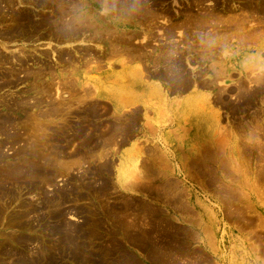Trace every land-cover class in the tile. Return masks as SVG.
<instances>
[{"label": "rangeland", "instance_id": "374dc122", "mask_svg": "<svg viewBox=\"0 0 264 264\" xmlns=\"http://www.w3.org/2000/svg\"><path fill=\"white\" fill-rule=\"evenodd\" d=\"M103 4L0 0V264H264V0ZM126 62L196 114L116 115L96 95L149 101L129 72L96 88ZM131 141L120 177L147 187H119Z\"/></svg>", "mask_w": 264, "mask_h": 264}, {"label": "crops", "instance_id": "0c3cea01", "mask_svg": "<svg viewBox=\"0 0 264 264\" xmlns=\"http://www.w3.org/2000/svg\"><path fill=\"white\" fill-rule=\"evenodd\" d=\"M120 59V57L115 58V60ZM135 62H126L118 64L116 67L108 70L107 67H104V70H107V78L103 79L101 81L96 82V88H104L108 90H115L118 89L123 83L121 81V77L125 76V73H130L133 77H135V81L139 83L140 86L144 89L145 97L147 98L148 105L143 106L141 104H138L137 102L128 104L126 106H123L121 109H117L113 106V104L109 100H114L110 97H106V95L103 97H96L102 101V102H108L112 108H114L116 115L124 114L126 111L140 108L141 114H142V123H145V117L144 113L149 112V117L152 119V124L159 122L164 119V117L168 114L171 115V118L174 122H183L185 117L194 109L196 114L197 104L195 106H192V101L198 97V95H201V91L197 88L191 87L188 91H186L183 94H174L169 92V90L166 89L164 85H161L158 83L156 78H150V79H141L140 78V72L136 68ZM108 74L110 78H108ZM102 95H104L102 93ZM118 100V99H117ZM126 99L125 101H127ZM119 102H124V100H118ZM129 103V102H128ZM171 120V122H172ZM170 129L169 127H167ZM153 131L155 133V136H153V139L150 140L148 143V147L150 149H157L159 147L160 139L166 138V139H173L174 136L169 134L167 129L154 127ZM159 140H158V138ZM155 140V141H153ZM133 142H129L128 144H125L121 147L119 153L121 155L120 162H117V166L120 165V168L118 171V176H120L121 173H124L127 170L121 166V161L125 156L130 155L132 150L134 149V146L132 144ZM146 145V144H145ZM177 150V149H176ZM142 160V158H141ZM123 169H125L123 171ZM139 169V168H137ZM132 172V171H131ZM135 172V171H134ZM133 173V172H132ZM135 177L132 176L131 180H120L121 184L119 187L121 188H140V187H147L145 184L140 183L137 180H134ZM142 185V186H141Z\"/></svg>", "mask_w": 264, "mask_h": 264}, {"label": "clouds", "instance_id": "9594fccd", "mask_svg": "<svg viewBox=\"0 0 264 264\" xmlns=\"http://www.w3.org/2000/svg\"><path fill=\"white\" fill-rule=\"evenodd\" d=\"M139 3L140 0H104L101 12L106 16H127L137 11ZM202 42L212 47L215 46L216 38L205 34Z\"/></svg>", "mask_w": 264, "mask_h": 264}, {"label": "bare ground", "instance_id": "6f19581e", "mask_svg": "<svg viewBox=\"0 0 264 264\" xmlns=\"http://www.w3.org/2000/svg\"><path fill=\"white\" fill-rule=\"evenodd\" d=\"M73 3V2H72ZM195 3V2H194ZM197 3V2H196ZM64 4V3H63ZM80 4V3H79ZM200 5V4H199ZM198 5V6H199ZM204 5V4H203ZM202 5V6H203ZM65 6V5H64ZM69 6V5H68ZM73 7V6H72ZM75 8V7H74ZM156 8V7H155ZM196 8V7H195ZM70 9H71V7H70ZM145 9V8H144ZM245 10V9H244ZM202 11V10H201ZM208 11V10H207ZM240 11H241V9H240ZM187 12V11H186ZM69 14H71V13H69ZM153 14V13H152ZM204 14V13H203ZM206 17V16H205ZM241 17H242V15H241ZM248 17V16H247ZM246 17V18H247ZM260 17V16H259ZM200 18V17H199ZM195 19V18H194ZM234 19V18H233ZM253 19V18H252ZM77 20V19H76ZM240 20V19H239ZM232 21V20H231ZM244 21V20H243ZM242 21V22H243ZM263 21V20H262ZM199 22V21H198ZM233 22V21H232ZM261 22V21H260ZM201 23H203V22H201ZM251 23V22H250ZM257 23H259V22H257ZM198 24V23H197ZM199 25V24H198ZM237 26V25H236ZM262 28V27H261ZM264 28V27H263ZM257 30V29H256ZM252 31V30H251ZM251 31L249 32V33H251ZM258 31V30H257ZM259 32V31H258ZM103 34V33H102ZM252 37V36H251ZM69 38V37H68ZM253 38V37H252ZM58 39V38H57ZM113 39V38H112ZM68 41V40H67ZM129 46V45H128ZM144 48V47H143ZM111 50V49H110ZM120 52V51H119ZM129 52V51H128ZM129 54V53H128ZM165 60V59H164ZM157 63V62H156ZM169 73V72H168ZM64 97H66L67 98V96L66 95H64ZM6 101V100H5ZM16 103V102H15ZM28 105V104H27ZM96 105V104H95ZM56 108V107H55ZM45 109V108H44ZM54 110V109H53ZM11 135V134H10ZM128 139V138H127ZM5 144V143H4ZM31 147V146H30ZM29 148V147H28ZM152 151V150H151ZM154 151V150H153ZM44 160V159H43ZM145 161V160H144ZM56 162V161H55ZM7 165V164H6ZM136 165V164H135ZM146 166V165H145ZM135 168V167H134ZM26 170V169H25ZM68 171V170H67ZM137 172V171H136ZM142 172V171H141ZM134 173V172H133ZM138 174V173H137ZM127 176V175H126ZM130 176V175H129ZM139 176V175H138ZM131 177V176H130ZM137 177V176H136ZM136 177L134 178V180H137L136 179ZM119 178L120 179H122L120 176H119ZM141 180V179H140ZM7 181V180H6ZM127 181V180H126ZM138 181V180H137ZM124 183V182H123ZM123 183H122V185H123ZM147 183V182H146ZM176 184V183H175ZM142 186V185H141ZM145 186H147L146 184H145ZM144 187V186H143ZM4 192V191H3ZM167 200V199H166ZM164 203V202H163ZM175 203V202H174ZM129 206V205H128ZM145 208V207H144ZM146 209V208H145ZM103 210V209H102ZM116 211V210H115ZM126 211V210H125ZM152 211V210H151ZM125 213V212H124ZM146 213V212H145ZM117 214H118V212H117ZM157 214V213H156ZM94 216V215H93ZM131 217V216H130ZM135 218V217H134ZM144 218V217H143ZM105 220V219H104ZM133 221V220H132ZM96 222V221H95ZM142 224V223H141ZM110 225V224H109ZM138 227V226H137ZM134 228H136L135 226H134ZM121 229V228H120ZM134 230V229H133ZM156 234V233H155ZM157 235V234H156ZM153 236V235H152ZM146 237V236H145ZM158 238V237H157ZM158 240V239H157ZM170 248V247H169ZM175 251V250H174ZM118 253V252H117ZM138 261V260H137Z\"/></svg>", "mask_w": 264, "mask_h": 264}]
</instances>
